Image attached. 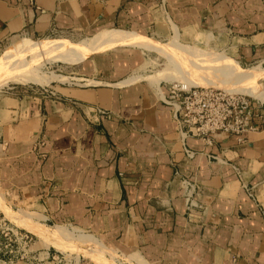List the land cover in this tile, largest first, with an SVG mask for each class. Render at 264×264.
Wrapping results in <instances>:
<instances>
[{
    "label": "crops",
    "instance_id": "obj_1",
    "mask_svg": "<svg viewBox=\"0 0 264 264\" xmlns=\"http://www.w3.org/2000/svg\"><path fill=\"white\" fill-rule=\"evenodd\" d=\"M55 33L213 38L233 66L260 64L264 0H0V43ZM147 43L91 45L67 72L75 81L1 100L0 198L45 243L107 252L95 264H115V252L139 264H264V101L250 99L255 130L241 142L216 132L210 145L181 143L161 101L168 79L133 78Z\"/></svg>",
    "mask_w": 264,
    "mask_h": 264
},
{
    "label": "rangeland",
    "instance_id": "obj_2",
    "mask_svg": "<svg viewBox=\"0 0 264 264\" xmlns=\"http://www.w3.org/2000/svg\"><path fill=\"white\" fill-rule=\"evenodd\" d=\"M84 37L85 36L82 35H74L68 33L49 34L44 37L31 39L36 40L39 38H44V40H52V42L45 45L39 44L30 47L25 46V44H23L19 38L13 40L12 42L10 40L2 41L0 43V67L5 68V71H1L0 73V102L4 97H12L17 99L18 102H22L29 101L30 98H37L40 97L41 94H44V92L40 88V85L32 84L40 83L39 81L43 80L27 82L7 80L9 75L12 74V70L14 68L13 67L8 69L7 67L10 64H14V62H19L20 60H23L25 57H27L28 61L19 62V65L21 67H25V76L37 78L38 76L43 77L46 74L49 75L50 72H52L53 74H56V76L59 77L53 78L52 76L54 75H52L49 76L51 78L46 79L56 80L50 83L58 84L59 82L57 81H65L64 75H68L67 72L71 70L74 65L78 64L77 62H75L74 58L71 59L70 56L76 55L75 53L77 47H81L80 51L82 52V50L84 49L83 47L86 46L85 39L91 38ZM131 40L133 41L132 44L129 43L126 45L141 48L144 44L148 42L147 47L151 48L152 50H142L141 55L144 59V64L139 65L136 69H134L133 76H137L134 77L136 80L148 79L151 82H155L156 80L153 81L155 77L161 74L165 76L172 75V80L183 83V80L187 77L193 80L191 77H193L194 74L200 75L202 73L200 75L201 77L213 75L216 78L219 73H217L218 71L215 69L219 65L221 67L220 69L223 72H226L225 75L228 76V79H226L227 81L233 83L234 81H236L235 78H239L238 81L242 82L245 86H248L249 89L247 88L246 91L240 92H250L256 94L252 91H249L251 89L254 91L255 89H257L260 92H264V62L260 63L261 67H251L257 65L258 63H253L249 65H239L240 67L233 66L230 61L225 59L223 53L219 52L222 51V49L218 46L217 42H213V38L209 45L207 39L201 40L199 41V43H194L193 41H181L179 40V37L176 38V36H174V38L172 39L170 37L166 41H162L165 43H162L161 41L157 40H148L147 42L137 39ZM154 42L162 44H155ZM184 51L190 54L187 55ZM29 52H35L38 54H51L54 57L55 55H62V57H67L64 59L58 58L53 62H47L44 58L37 60L38 56ZM23 53L26 54L24 55ZM226 54L230 56L228 53ZM201 62L204 66L200 65ZM210 67L212 68V70ZM248 71H252L253 73L248 76L246 74ZM257 71L262 72H259L257 74ZM5 79L7 81H5ZM159 79L157 81H159ZM214 87L219 88V86ZM261 95L263 96L262 93ZM0 199L3 201V204L9 208V206L6 204V198L1 197ZM11 209L13 211L14 208ZM0 211V264H47V260L51 261L48 264H95V257L101 258V260L103 258H110L107 252H102L101 250L95 247L85 248L79 246V250H60L51 244H47V242L45 243L38 236L31 234L25 228L15 223V221L12 220V218L5 214L1 209ZM80 248L85 250V252L80 250ZM30 250H32V252ZM115 253L116 257H114L113 259L115 264H139L133 261L127 262V260L124 259L123 254H120L119 252ZM46 254L53 256V259L50 257L46 258Z\"/></svg>",
    "mask_w": 264,
    "mask_h": 264
},
{
    "label": "built area",
    "instance_id": "obj_3",
    "mask_svg": "<svg viewBox=\"0 0 264 264\" xmlns=\"http://www.w3.org/2000/svg\"><path fill=\"white\" fill-rule=\"evenodd\" d=\"M160 82L165 88L161 101L168 107L181 143H184L185 136H194L210 145L216 132L241 142L247 132L255 130L250 122L253 114L249 104L250 99L255 98L175 80ZM40 88L47 92V85ZM184 155L191 158L193 152L184 149ZM50 257L53 259V256Z\"/></svg>",
    "mask_w": 264,
    "mask_h": 264
},
{
    "label": "bare ground",
    "instance_id": "obj_4",
    "mask_svg": "<svg viewBox=\"0 0 264 264\" xmlns=\"http://www.w3.org/2000/svg\"><path fill=\"white\" fill-rule=\"evenodd\" d=\"M173 38H174V36H173ZM19 39L22 41L23 44H25V46H29V47L30 46H33V45H39V44L45 45V44H48V43L52 42V40H44V38H42V39L39 38V39L33 40L31 38H28V37H20ZM85 40H86V43H85L86 46L83 47L84 49L82 50V52L80 51V48H81L80 46L82 45L81 44L79 46L80 48H78V47L76 48L77 49L76 50V53H75L76 55L75 56H70L71 59L74 58L75 62L79 61L80 58L86 54V52L88 51V49H89V47L91 45L96 44V45H103V46H105V45L113 44L115 46H129V45H126V44H129V43L132 44V42H133L132 40L126 39L124 36H121L119 34H117V35L116 34H114V35L113 34L112 35H107L105 33L98 34L96 36H93V37L88 38V39H85ZM79 51H80V53H79ZM184 52H186V51H184ZM29 53H32V54L37 55L38 56L37 60L44 58L47 62H53V61H55L58 58L64 59V58L67 57V56L62 57V55H58V56L55 55V57H54L51 54H43V53L38 54V53H35V52H29ZM23 54L25 55L26 53H23ZM185 54L189 55L190 53H187L186 52ZM20 57H22V56H20ZM20 61H23V62L25 61L26 62V61H28V59H27V57H25L23 60H20ZM19 62H14V64L12 63V64H10L7 67L8 69L14 67L13 70H12V74L9 75V77L7 78V80H15V81H19V82L20 81L27 82V81H39V80H43V81H39L40 83H32V84H38L40 86H44V85L49 84L52 81H56V80H53V79H46V78H51L49 76L54 75V76H52L53 78L59 77V76H56V74H53L52 72H50L49 75H47V74L44 75L43 77H39L38 74H37L38 77L35 76L37 78L25 76V71H24L25 67H23V66L21 67L19 65ZM200 65L204 66L202 62L200 63ZM209 65H211V64H209ZM198 66H199V64H198ZM251 67H261V66H260V64H257V65L251 66ZM17 68H20V69H17ZM32 68H33V66H32ZM220 68L221 67L218 65L216 67V69H215V70L218 71L217 73H219V75L216 76V78L213 75L212 76L201 77L200 76L202 74L201 73L200 75L199 74L198 75H195L194 74L193 77H191L193 80H191V79H189L187 77L183 81L187 85H192V86L213 87V88H218V87H214V86H219V89L224 88L222 90H224L226 92H230V93H241V94H245L247 96H250L252 98H255V99H259V100L264 101V96L261 95V93L264 95V92L263 91L260 92L257 89H255V91L252 90V89L249 90V91H252V92H254L256 94H253V93H250V92H240V91H246L247 88H248V86L247 85L245 86L242 82L238 81L239 78H235L236 81H234L233 83L227 81L226 79H228L227 78L228 76L225 75L226 72H223ZM211 70H212V68H211ZM1 71H5V68L0 67V73H1ZM209 72H211V71H209ZM259 72H262V71H257L256 73L258 74ZM252 73H253L252 71H248L246 74L248 76H250ZM260 74H262V73H260ZM57 75H61V74H57ZM134 76H133V78H134ZM160 76H162V77H160ZM64 77H65V81H62V82H66V84L68 82H71V80L72 81H75V77H68L67 75H64ZM135 77H137V76H135ZM159 78L160 79L163 78V79L172 80L173 79V76L172 75L171 76H165V75H162L161 74L159 76H156L155 79L154 78H152V79H154L153 81H155V80L157 81ZM7 80L5 79V81H7ZM57 82H61V81H57ZM85 83L86 84H91V83L94 84L95 82L93 80H88ZM235 84H237V85H235ZM210 85H213V86H210ZM229 89L237 90V91H232V90H229ZM257 94H260L261 96L260 95H257ZM0 209L5 214H7L8 216L12 217L13 220L17 224H19L20 226L26 227V225H27L26 224L27 223V219L20 217V215L17 216L15 213H12L11 210L7 206H5L2 201L0 203ZM29 228H31V227H29Z\"/></svg>",
    "mask_w": 264,
    "mask_h": 264
}]
</instances>
